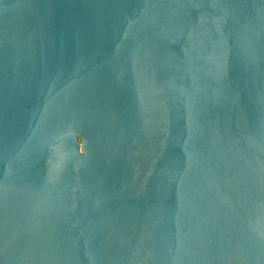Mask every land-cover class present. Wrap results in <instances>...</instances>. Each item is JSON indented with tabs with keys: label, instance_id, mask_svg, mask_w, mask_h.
Masks as SVG:
<instances>
[{
	"label": "water",
	"instance_id": "obj_1",
	"mask_svg": "<svg viewBox=\"0 0 264 264\" xmlns=\"http://www.w3.org/2000/svg\"><path fill=\"white\" fill-rule=\"evenodd\" d=\"M0 264H264V0H0Z\"/></svg>",
	"mask_w": 264,
	"mask_h": 264
}]
</instances>
